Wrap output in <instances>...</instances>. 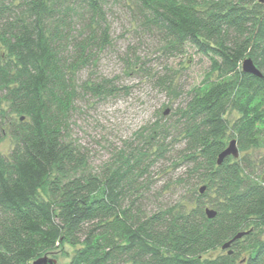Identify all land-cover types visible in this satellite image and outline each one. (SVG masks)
<instances>
[{
	"label": "trees",
	"instance_id": "obj_1",
	"mask_svg": "<svg viewBox=\"0 0 264 264\" xmlns=\"http://www.w3.org/2000/svg\"><path fill=\"white\" fill-rule=\"evenodd\" d=\"M109 1L134 7L170 48L189 44L210 60L174 125L180 160L207 181L192 207L146 213L137 181L143 152L80 175L88 159L66 135L73 76L93 59L98 33L109 44ZM78 15L87 20L85 39L70 59ZM0 48V114L5 103L17 117L16 144L0 155V264H33L67 246L69 264H264V173L255 183L248 159L217 164L229 139L241 152L264 148V0H0ZM247 58L262 77L243 71ZM50 177L45 200L40 190ZM240 233L229 251L207 257Z\"/></svg>",
	"mask_w": 264,
	"mask_h": 264
},
{
	"label": "rangeland",
	"instance_id": "obj_2",
	"mask_svg": "<svg viewBox=\"0 0 264 264\" xmlns=\"http://www.w3.org/2000/svg\"><path fill=\"white\" fill-rule=\"evenodd\" d=\"M104 10L109 44L103 46L98 33L91 51L93 59L87 66L80 65L73 76L74 103L66 135L88 159L80 175H100L118 167L124 158L143 152L146 157L137 181L144 184L141 202L146 213L192 207L200 190L207 189V181L198 179L180 160L184 143L180 127L174 125L188 94L203 84L210 60L189 44L170 48L165 33L144 23L132 6L109 1ZM81 12L79 9L78 14ZM85 24L87 20L79 15L71 21L74 39L66 45L65 53L70 59L77 56V44L85 39ZM3 51L0 48V53ZM99 85L107 87V92L100 94ZM3 109L0 155L8 156L16 144L10 122L17 117L9 114L5 103ZM233 140H228L227 147ZM238 158L248 159L247 171L260 183L264 148L239 151ZM52 180L48 178L40 190L42 199L51 200ZM229 250L219 248L207 257L216 258ZM73 253L67 246L50 257L58 264H69Z\"/></svg>",
	"mask_w": 264,
	"mask_h": 264
},
{
	"label": "water",
	"instance_id": "obj_3",
	"mask_svg": "<svg viewBox=\"0 0 264 264\" xmlns=\"http://www.w3.org/2000/svg\"><path fill=\"white\" fill-rule=\"evenodd\" d=\"M243 71L245 73H250V74L256 75L258 77H262V73L258 70V68L256 67V65L254 64V62L251 58H247L244 60ZM166 114H168V113H166ZM228 157H234V158L239 157V149L237 147V141L236 140L231 141L229 146L219 155L218 160H217V164L219 166L222 165ZM205 190H206V188L203 187L200 190V193L203 194L205 192ZM206 214H207V217L209 219H213L217 215V212L215 210L207 209ZM244 234H246V233L238 234L232 241L226 243L223 246V249L225 250V249L230 248L232 242H234L235 240L241 239L244 236ZM33 264H58V261L54 258L49 257V256H44V257L36 260L35 262H33Z\"/></svg>",
	"mask_w": 264,
	"mask_h": 264
}]
</instances>
